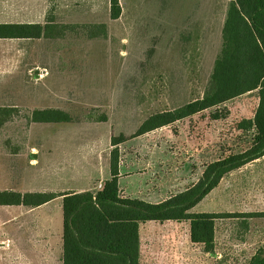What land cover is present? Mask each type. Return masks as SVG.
<instances>
[{"label": "rangeland", "instance_id": "rangeland-1", "mask_svg": "<svg viewBox=\"0 0 264 264\" xmlns=\"http://www.w3.org/2000/svg\"><path fill=\"white\" fill-rule=\"evenodd\" d=\"M228 2L120 0L121 15L112 19L110 0H62L51 2L45 16L70 26L61 37L0 38V106L18 107L0 126V190L58 191L97 181L100 167L108 175L113 136L129 138L120 144L122 158L128 150L142 168L153 166V184L168 178L162 198L177 168L195 180L206 163L246 149L252 131L239 129V120L253 115L257 90L136 135L150 115L203 96L213 69L207 39ZM99 24L106 34L93 37ZM43 68L48 73L40 77ZM49 107L72 121L30 120L32 110ZM216 111L223 117L215 119ZM165 166L169 175L160 173ZM59 203L28 214L16 206L15 223L40 224L41 214L57 219ZM192 211L264 213V157L226 175ZM262 246L264 216L218 218L216 255L191 241L189 221L141 226V264H247ZM24 260L17 254V264Z\"/></svg>", "mask_w": 264, "mask_h": 264}, {"label": "trees", "instance_id": "trees-1", "mask_svg": "<svg viewBox=\"0 0 264 264\" xmlns=\"http://www.w3.org/2000/svg\"><path fill=\"white\" fill-rule=\"evenodd\" d=\"M120 0H110V16L118 19ZM67 24L53 19L42 23L0 24V38L40 39L64 35ZM92 36L106 34L99 24ZM258 91L259 103L252 119L242 120L240 129L250 132V145L237 153L210 162L197 183L168 199L152 203L138 198L121 197L118 184L119 151H111V177L102 189L80 192L0 190V205L37 207L62 197L63 264H141L140 225L147 221H189L194 243L215 255L216 220L238 216L232 213L195 212L200 203L221 179L231 171L264 156V0H230L223 27V45L217 55L202 97L178 108L150 115L136 135L162 127L195 113L220 107L251 91ZM18 111L17 106H0V126ZM214 118L223 117L220 112ZM32 122L72 121L60 108H36ZM101 120H106L102 118ZM125 138L113 136L117 145ZM259 215V214H256ZM262 215V214H261ZM247 264H264V246L259 247Z\"/></svg>", "mask_w": 264, "mask_h": 264}, {"label": "crops", "instance_id": "crops-1", "mask_svg": "<svg viewBox=\"0 0 264 264\" xmlns=\"http://www.w3.org/2000/svg\"><path fill=\"white\" fill-rule=\"evenodd\" d=\"M51 2L57 3V2H62V0H0V24H27V23L44 24L47 22V20L45 19L47 9L49 8L50 5H52L53 7V4H51ZM228 4L224 5L223 12H222L223 14L220 16L219 21L217 22L216 18L214 20L216 22L215 36L214 37L211 36L210 39H207V42L211 43V47L209 48H210L211 55L213 56V65L223 45V27H224V22L226 18ZM205 24H208V23H205ZM204 30H207V27H205ZM43 69L47 70V68H43ZM47 73H48V70H47ZM254 92L255 91H251L243 95H249ZM258 103H259V97H258V102L256 104L257 105L256 109L258 107ZM255 111L252 116L243 118L242 120L252 119L255 115ZM193 115H190V116H193ZM220 118H215V119H220ZM242 120H239V121H242ZM172 123H169L167 125L170 126ZM167 125H164V126H167ZM133 137H136V136H133ZM124 138L125 139L121 141L120 143H118L117 145L112 144V147L117 148L119 151L118 184H119V194L121 197L138 198V199H142V200L152 202V203L162 202L168 199L170 196L175 195L179 192H182L188 189L193 184L197 183L200 177L202 176L206 166L210 163L209 162L204 165V169L201 171V174L195 180L188 179V174L186 172L179 170V168H177L178 171H176L175 173H172L171 181L169 182L170 187H172L171 193L169 195H165L162 198L161 196H163L165 191H167L168 189L167 188L168 178L163 180V182L161 183L162 186L158 184L155 185L153 184L154 180L151 178H148V177H152L150 176L149 173L152 170H154L153 166H149V168H146V167L142 168L143 164L141 165L138 159L131 157L130 151L128 150L126 151L125 158H122L121 157L122 149L120 148L122 145L120 144H122L123 142H127L129 140L128 136H125ZM133 153L134 152L131 151V154ZM110 158H111V152H110ZM100 159H102L101 156H100ZM259 159H256L254 161H258ZM254 161H251L249 163H252ZM100 165H101V162H100ZM100 173L101 174L103 173V177H101L97 181H94V180H92L91 182L88 181L85 185H82L79 187H67V188L59 189L58 191L56 190L55 192H70V191L80 192V191H85V190L98 189L97 186L100 182L105 183V181L111 177L110 160L108 161V175L106 176L105 166H103V168L100 167ZM160 173L169 175L168 168L165 166ZM221 181L219 182V184L221 183ZM219 184L217 185V187L219 186ZM56 201H60L59 203L60 211L57 214V217H56L57 219H55L53 215H48V214L42 215L41 214L40 224L36 223L38 222L39 218L36 219L35 221H34L35 218L34 219L30 218L31 220H29L30 221L29 225H27L26 222H24L23 224L15 223V219H14L15 216H13L14 211L12 210L14 207L18 206L19 208L17 209H20L22 212L28 214V213H35L37 211H41L44 207ZM195 212H198V211H195ZM0 213H7L6 216L0 217V264H17V254H22V256L24 255L25 257V260L23 261L24 264H63L62 258H63L64 218H63L62 197H57L47 203H44L40 206L32 207V208L24 206V205H0ZM260 213L261 212H249L246 214H238V216H246V217L264 216V213H262V215ZM256 214H259V215H256ZM166 221H176V220H166ZM147 222H161V221L152 220V221H147ZM147 222H144V223H147ZM178 222H181V221H178ZM144 223H141L140 225V239H141V226ZM35 230H37L38 234H33ZM17 231H19V233L20 232L23 233L24 231L25 236L21 238L15 237L13 232H17ZM33 235L35 237H33ZM190 239H191V236H190ZM21 241H23L24 246H21L20 244ZM215 244H216V237H215Z\"/></svg>", "mask_w": 264, "mask_h": 264}, {"label": "built area", "instance_id": "built-area-1", "mask_svg": "<svg viewBox=\"0 0 264 264\" xmlns=\"http://www.w3.org/2000/svg\"><path fill=\"white\" fill-rule=\"evenodd\" d=\"M47 74V70L46 69H42L41 73H40V77H44ZM104 187V183L100 182L97 186L98 189H102Z\"/></svg>", "mask_w": 264, "mask_h": 264}]
</instances>
